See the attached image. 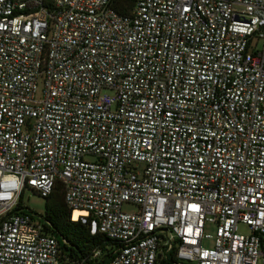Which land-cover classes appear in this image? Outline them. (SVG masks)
I'll list each match as a JSON object with an SVG mask.
<instances>
[{
    "label": "built area",
    "instance_id": "built-area-1",
    "mask_svg": "<svg viewBox=\"0 0 264 264\" xmlns=\"http://www.w3.org/2000/svg\"><path fill=\"white\" fill-rule=\"evenodd\" d=\"M116 1L0 0V264H85L57 186L107 264L264 263V0Z\"/></svg>",
    "mask_w": 264,
    "mask_h": 264
},
{
    "label": "trees",
    "instance_id": "trees-1",
    "mask_svg": "<svg viewBox=\"0 0 264 264\" xmlns=\"http://www.w3.org/2000/svg\"><path fill=\"white\" fill-rule=\"evenodd\" d=\"M135 0H117L115 9L126 16L134 6ZM44 220L49 224L46 231L58 241L63 256L85 264H107L117 248L115 242L103 236H91L86 226L70 220L69 210L63 201V191L57 186L45 200ZM99 251L98 258H93ZM172 262V260H169Z\"/></svg>",
    "mask_w": 264,
    "mask_h": 264
},
{
    "label": "rangeland",
    "instance_id": "rangeland-1",
    "mask_svg": "<svg viewBox=\"0 0 264 264\" xmlns=\"http://www.w3.org/2000/svg\"><path fill=\"white\" fill-rule=\"evenodd\" d=\"M21 206L23 208L27 209L28 212H33L37 215L43 216L44 215V209H45V199H42L38 197L33 192L25 189L21 196ZM136 208L129 205H123L122 211L125 213H133L135 212ZM205 232L208 234H212V226H206ZM238 232L244 235H248L249 231L245 226L239 225L238 226ZM206 247H210L211 243L206 242L204 244ZM258 264H264L260 260L258 261Z\"/></svg>",
    "mask_w": 264,
    "mask_h": 264
},
{
    "label": "bare ground",
    "instance_id": "bare-ground-1",
    "mask_svg": "<svg viewBox=\"0 0 264 264\" xmlns=\"http://www.w3.org/2000/svg\"><path fill=\"white\" fill-rule=\"evenodd\" d=\"M79 215H83V213L73 212L72 213V220L76 221L78 219Z\"/></svg>",
    "mask_w": 264,
    "mask_h": 264
}]
</instances>
